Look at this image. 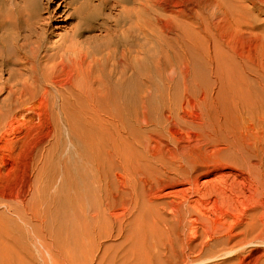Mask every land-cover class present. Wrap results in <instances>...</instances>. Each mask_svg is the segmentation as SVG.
Wrapping results in <instances>:
<instances>
[{
  "label": "bare ground",
  "instance_id": "6f19581e",
  "mask_svg": "<svg viewBox=\"0 0 264 264\" xmlns=\"http://www.w3.org/2000/svg\"><path fill=\"white\" fill-rule=\"evenodd\" d=\"M95 1L59 0L51 11L55 0H0V239L17 244L26 224L38 233L35 220L54 230V239L71 240L73 255L61 246L70 257L62 262L52 257L53 264H108L105 249L97 252L90 245L87 250L83 240L94 232L103 239L111 231L125 245L112 264H210L202 259L210 244L220 246L216 260L264 264V132H251L264 126V79L243 74L236 50L241 78L228 83L227 90L237 119L251 133L236 138L225 120L217 119L208 126L212 138L171 151L167 170L148 188L138 192L124 182L121 195L118 180L119 194L110 195L109 174L134 175L120 144L140 155L122 137L125 116L145 108L158 92H170V85L160 84L172 81L173 61L183 74V33L191 31L196 42L204 38L180 21L175 46L167 42L176 53L171 56L161 46L154 53L156 0H116L122 7L136 2L139 8H123L114 28L101 12L108 0ZM161 1L162 11L181 5L180 0ZM209 3L215 4L210 18L232 17L236 35L251 34L253 28L264 35V21L252 15V10L264 15L260 6L245 8L240 0ZM56 13L75 23L60 42H47ZM93 30L104 34L80 39ZM141 98L148 99L140 103ZM192 120L199 122L198 115ZM160 143L139 141L146 153ZM99 218L108 228L93 229V219ZM154 231L160 232L159 241ZM1 243L0 254L8 249ZM9 252L18 255L15 249ZM39 257L38 251L37 263Z\"/></svg>",
  "mask_w": 264,
  "mask_h": 264
},
{
  "label": "rangeland",
  "instance_id": "374dc122",
  "mask_svg": "<svg viewBox=\"0 0 264 264\" xmlns=\"http://www.w3.org/2000/svg\"><path fill=\"white\" fill-rule=\"evenodd\" d=\"M181 5L174 8L167 7L166 11H162L165 5L161 0L155 2V13L160 14L159 18L154 19L155 32L151 46L153 52L157 46L166 48L169 54L174 55L177 49L169 50L167 46L168 41H173L175 46V38L179 35L178 29L175 25L178 22H183L185 26L194 27L193 32L199 33L203 41L196 42L193 33L188 31L183 33L186 44V57L180 68L183 69V74L178 72L175 65V73L171 82H165L160 86L170 85V92L158 94L150 97V102L145 103V108L138 107L134 114L125 116L128 119V125L121 130L122 137L125 142H132V147L137 153H132L129 149L120 144L121 153H124V158L131 164L130 167L134 169V175L124 178L117 177L115 174H109L108 188L110 195L118 193L117 181L120 180L121 187L120 194L124 195L125 189L123 183L129 182L134 184L138 192L142 189L148 188L149 184L155 181L156 177L167 170L170 162V152L177 151L181 146L190 145L195 141L207 142L212 138L213 132L208 129V126L216 124L217 119L221 122L225 120L224 127L231 130V135L239 138L240 135L250 134L251 132H264V126H258L253 131L249 132L244 128L243 122L237 119L236 111L231 107L230 93L227 90V85L232 80L240 79L241 75L236 67L235 52L241 53L239 64L243 67V74L249 78L255 76L264 79V35L260 33L258 28L250 29L248 35L234 33L232 26V17L229 19H218L213 16L210 18L209 12L215 4L209 2L224 3L229 0H180ZM59 0H55V4L51 6L50 10L57 5ZM264 0H240V4L245 8L253 6H260L264 10ZM158 3V4H157ZM92 4H96L93 0ZM163 5V6H162ZM122 7L116 0H108V3L102 9V13L108 16V21L111 23V28H114V19L119 18L121 10L137 9V3H128ZM258 12L252 10V15L264 21V15H256ZM202 21L203 26L200 24ZM75 23V20L67 19L66 16L56 13L50 22V29L52 33L47 38V42H60L63 36ZM125 27L124 29H126ZM103 35L104 32L100 30H93L80 39L92 41L96 35ZM187 41L191 42L188 46ZM101 43V42H100ZM100 43L98 45H100ZM156 54L160 53L156 50ZM148 98H141V102H146ZM198 115L199 122L192 119ZM244 119L246 115L244 114ZM138 119V120H137ZM137 120V121H136ZM129 138H128V137ZM143 138H152L160 140V145L151 147L150 152H143L139 141ZM185 160L189 159V154L185 153L182 156ZM194 157L202 158L200 154ZM237 162L243 160L242 157L234 158ZM136 160H139L140 165L137 166ZM136 163V164H135ZM133 175V176H132ZM133 180H130V179ZM128 179L130 181H128ZM119 194V193H118ZM26 201H30V195H27ZM164 201L163 199L158 202ZM41 209V208H40ZM161 216L164 214L159 209ZM42 212V209L39 210ZM97 220V221H96ZM93 219V229L108 228L106 222L102 225V221ZM130 218H126L124 226L127 225ZM34 225L38 227V233L32 230L31 226L25 225L24 234L16 235L18 243L11 245L7 239H0V245L3 241L8 249L0 254V264H15L18 259L22 258L25 264H53L52 257L57 261L62 262V258H69L63 253L72 254V243L69 238L65 236L62 239H54V230L45 228L40 222L33 220ZM127 229V227H125ZM104 231V230H103ZM125 233V232H124ZM19 234V233H18ZM115 232L111 231L105 238L92 234L89 239H84L86 249L91 245L92 249L102 251L105 249L106 260L108 264L117 261L120 254H123L125 245L122 244V236L117 238L114 236ZM94 235V238H93ZM40 237V238H38ZM160 232L154 231V239L159 241ZM181 239V233L178 235V240ZM42 245H46L49 249V255L44 250ZM64 247L66 251L61 252L60 247ZM220 248L219 245L212 246L211 244L205 253L202 255L203 260H212L210 264H236V259L228 257L223 260H216L215 254ZM15 249L18 255L11 256L9 250ZM39 251V262L37 263V255ZM87 254V252H86ZM19 256V258H18ZM41 258V259H40ZM160 262L166 260L161 257ZM74 264V262L72 263ZM154 264H159L155 260ZM168 264V263H166Z\"/></svg>",
  "mask_w": 264,
  "mask_h": 264
}]
</instances>
